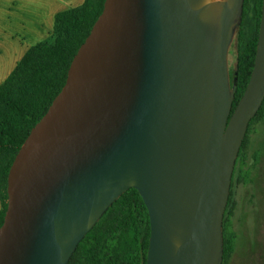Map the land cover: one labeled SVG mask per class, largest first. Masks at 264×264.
<instances>
[{
    "label": "water",
    "instance_id": "95a60500",
    "mask_svg": "<svg viewBox=\"0 0 264 264\" xmlns=\"http://www.w3.org/2000/svg\"><path fill=\"white\" fill-rule=\"evenodd\" d=\"M244 0H106L8 175L0 264H68L129 188L151 219L146 264H222L236 160L264 101L254 68L232 113L228 53Z\"/></svg>",
    "mask_w": 264,
    "mask_h": 264
},
{
    "label": "trees",
    "instance_id": "16d2710c",
    "mask_svg": "<svg viewBox=\"0 0 264 264\" xmlns=\"http://www.w3.org/2000/svg\"><path fill=\"white\" fill-rule=\"evenodd\" d=\"M106 0H85L55 16L51 36L32 45L0 84V227L8 207V175L12 163L34 126L48 111L66 83L68 70ZM263 0H244L237 29V62L231 70L236 92L232 113L242 98L255 64ZM264 121V101L250 121L240 148L223 219V263L229 264L237 246L233 217V187L250 181L247 164L252 126ZM256 157V156H255ZM151 237L148 207L137 188L123 193L78 244L68 264H146Z\"/></svg>",
    "mask_w": 264,
    "mask_h": 264
},
{
    "label": "rangeland",
    "instance_id": "374dc122",
    "mask_svg": "<svg viewBox=\"0 0 264 264\" xmlns=\"http://www.w3.org/2000/svg\"><path fill=\"white\" fill-rule=\"evenodd\" d=\"M236 62L237 30L228 53L230 72ZM249 136L250 181L237 182L233 187L236 201L233 221L238 239L229 264H264V121L255 123Z\"/></svg>",
    "mask_w": 264,
    "mask_h": 264
},
{
    "label": "crops",
    "instance_id": "0c3cea01",
    "mask_svg": "<svg viewBox=\"0 0 264 264\" xmlns=\"http://www.w3.org/2000/svg\"><path fill=\"white\" fill-rule=\"evenodd\" d=\"M84 1L0 0V84L32 45L51 36L58 12Z\"/></svg>",
    "mask_w": 264,
    "mask_h": 264
},
{
    "label": "bare ground",
    "instance_id": "6f19581e",
    "mask_svg": "<svg viewBox=\"0 0 264 264\" xmlns=\"http://www.w3.org/2000/svg\"><path fill=\"white\" fill-rule=\"evenodd\" d=\"M213 1H225V0H207V2H213Z\"/></svg>",
    "mask_w": 264,
    "mask_h": 264
}]
</instances>
